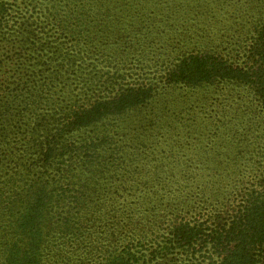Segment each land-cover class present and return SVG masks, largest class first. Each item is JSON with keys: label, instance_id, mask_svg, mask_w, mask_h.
<instances>
[{"label": "trees", "instance_id": "1", "mask_svg": "<svg viewBox=\"0 0 264 264\" xmlns=\"http://www.w3.org/2000/svg\"><path fill=\"white\" fill-rule=\"evenodd\" d=\"M24 3L58 48L0 87V262L264 264V0Z\"/></svg>", "mask_w": 264, "mask_h": 264}, {"label": "rangeland", "instance_id": "2", "mask_svg": "<svg viewBox=\"0 0 264 264\" xmlns=\"http://www.w3.org/2000/svg\"><path fill=\"white\" fill-rule=\"evenodd\" d=\"M13 5L14 7L10 23L12 25L14 24V28H10L12 27L10 26L8 29H5V31L0 33V87H8L12 92L16 93V91H18L16 88H20L24 82L29 80L30 76L31 78H38V73L43 74V71H40L42 69V65L44 69L49 68V65H45V59L49 58V56L54 58L52 49L58 47H53V44L51 45V43H54L55 39L53 31H38V43L39 45L43 44L44 48L42 52L39 48H37L38 44L37 46L32 45L26 34V32H30L18 29L19 23L23 21L24 18V16L22 17V14L24 12L26 3H24V0H15ZM18 10L23 12L20 13ZM48 41H50V43H48ZM42 54H45L44 57H42ZM44 73H48V71H44ZM33 75H35V77ZM217 104L215 103V106ZM205 111L206 112L204 115L207 113V110ZM124 222L126 224L124 231H126L128 234H131L132 231L136 232L133 236L134 241V239L139 236V231L136 229L137 223L131 221L129 222L128 220ZM145 237L147 239H145L143 242L146 243V246L143 247V250L145 249V251L151 253L158 245H155V240L152 241L153 238H151L149 235ZM124 240L125 237H119V239L116 241L125 243ZM156 250L159 253H157L156 260L153 264H176L172 262L170 258L171 256H166L163 252H160L159 249ZM79 262L80 261H75L74 264H80ZM0 264L2 263L0 262ZM57 264L65 263L63 261H59Z\"/></svg>", "mask_w": 264, "mask_h": 264}]
</instances>
